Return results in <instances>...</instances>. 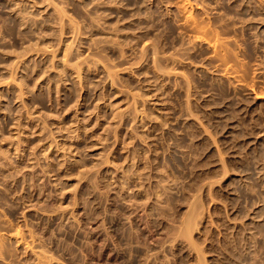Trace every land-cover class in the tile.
I'll use <instances>...</instances> for the list:
<instances>
[{
    "label": "rangeland",
    "instance_id": "obj_1",
    "mask_svg": "<svg viewBox=\"0 0 264 264\" xmlns=\"http://www.w3.org/2000/svg\"><path fill=\"white\" fill-rule=\"evenodd\" d=\"M0 264H264V0H0Z\"/></svg>",
    "mask_w": 264,
    "mask_h": 264
}]
</instances>
